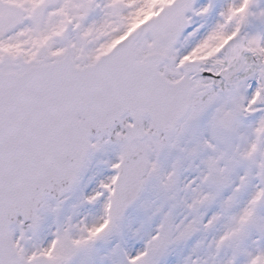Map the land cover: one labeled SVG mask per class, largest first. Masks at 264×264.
I'll return each mask as SVG.
<instances>
[{
    "label": "snow or ice",
    "instance_id": "6c2138e0",
    "mask_svg": "<svg viewBox=\"0 0 264 264\" xmlns=\"http://www.w3.org/2000/svg\"><path fill=\"white\" fill-rule=\"evenodd\" d=\"M0 264H264V0H0Z\"/></svg>",
    "mask_w": 264,
    "mask_h": 264
}]
</instances>
